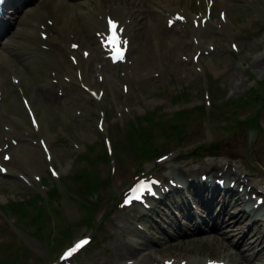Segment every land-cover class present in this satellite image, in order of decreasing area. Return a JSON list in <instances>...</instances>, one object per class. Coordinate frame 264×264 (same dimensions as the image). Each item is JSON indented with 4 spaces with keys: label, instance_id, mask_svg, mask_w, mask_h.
I'll return each instance as SVG.
<instances>
[{
    "label": "rangeland",
    "instance_id": "1",
    "mask_svg": "<svg viewBox=\"0 0 264 264\" xmlns=\"http://www.w3.org/2000/svg\"><path fill=\"white\" fill-rule=\"evenodd\" d=\"M263 1L259 0V2L264 4ZM227 2L229 3V0ZM232 3L233 1H231ZM260 15L264 19L262 16L263 12ZM233 18L239 19L241 17L234 15ZM170 43L171 50L178 49L177 38L172 37ZM137 55V53H134L132 57L135 59ZM139 55L143 64L153 60V45L149 40L145 43V47L139 52ZM169 57L162 64L164 67H170L174 61L178 60V52L174 50L172 58ZM261 61L264 62V35L253 42L248 49H242L236 60L232 56L226 57L222 61V66L228 65L227 63L230 62L229 67L219 68L214 73V67L209 64V70L203 66V69L197 70L198 76L190 80L177 77L172 83H161V88H169L172 91L166 93L164 97H157L154 100V103L162 102L161 104L164 107L163 111L166 112L160 115L162 122L167 113L172 112L178 107H186L183 108L184 111L180 114L181 116L178 115V118H170L166 121L164 125L165 129L162 131V138H159L160 133L149 135L148 142L152 139L154 140V150H158L162 146L175 144L177 138L173 136L165 137V134L167 132L170 135L169 132L173 133V131H178L182 126L184 129L183 134H186L182 141L185 143L183 147L177 148L175 153L177 160H185L187 157L186 151H192L194 145L199 142V139L191 140L188 137L196 125H200L201 135L205 140L213 139L218 141L219 136H227L231 133L232 129L229 125L235 118L257 117L261 124L260 131H249L245 129L244 125L240 126L245 149L247 150L246 153H254V150H250L248 140L251 141L254 137L264 136V65L262 67L259 66V62ZM35 65L37 67L36 72L34 71L36 68H34V63L30 61L28 63L29 70L34 77L38 73L43 77L44 73L42 68L36 60ZM249 70H251L252 74ZM37 79L40 81L38 76ZM254 83L256 84V95L250 98V100L243 101V95H249V92L244 91L247 90L249 85H254ZM156 87L159 86H156L155 83H147L142 88L136 89L129 97L118 94L116 98L108 101L109 94L111 92H117L120 88L114 83H107V94L103 101L91 102L82 111L83 115L85 113L86 116L83 117L82 121L77 122L81 124L79 130H77V134L79 135L78 139L75 135H72L73 141L70 144L66 142L62 147H54L55 150H48V156L52 157L51 160L49 158L42 160L44 154L40 152V146L38 144H29L30 140L28 139L19 143L17 149L22 154V158L26 160V165L29 170H25L26 166L23 164L22 158L17 157H12V164L9 168H12L13 171L11 172L17 171L26 175L33 184L31 185L16 173L0 175V264H9L3 263V259L1 258L4 255H8L9 249H11V259H13L15 254V249L13 248L17 246L20 253L30 254L28 264L30 262L32 264H49L52 261H56L61 247H64L81 235H91V244L84 252L76 257L73 264H101L102 262L104 264L128 263L124 258H131L133 256H130L128 253L124 255L127 252L125 248L127 245L122 247L119 243L129 239L132 240V243H136L144 239V236L138 237L134 234V230H137V234L145 233L138 230V225L135 224V217H130V207L125 208L123 206L121 200L123 190L134 178L151 174L161 176V170L165 169L168 165L162 163L164 165L160 168L161 170L156 169L161 161H156L154 156L148 159L142 158L139 161L136 157L138 152L136 145L131 142L127 145L125 140L126 124L135 115H140L146 111L145 109H150L153 104L149 100L153 99L157 94L153 91ZM221 87L225 90L222 93ZM183 88L188 91V97H184L182 100L171 97L174 89L180 90ZM159 93L163 94L164 91L159 90ZM134 97H137L138 100H134ZM254 99H260V101L254 103ZM175 100L178 101L174 102ZM107 105H111V108L106 109V119H110L108 132L112 136L114 143L113 155L108 154L110 160L103 154H96V158H94L96 150L103 147V135L98 130L96 131L93 116L98 118L101 115L100 112ZM192 105L195 106L191 107ZM187 108H195V111L198 113L194 114ZM69 115L73 116L71 110ZM220 119H223L226 123L220 122ZM169 121L170 123H175L178 127L175 129L170 128L168 125ZM243 122L245 123V121ZM92 132L95 133L96 137ZM45 136L48 137L50 134L46 132ZM74 142H78V146L73 144ZM91 143L94 144L95 149L92 150L93 166L88 168V173H91V171L97 172L99 186L92 191H87L84 184H82L73 190L72 193H62L64 185L61 183L57 184L60 188L59 194L61 196L58 198L59 201L57 204L55 202L53 203L57 206L58 210L51 208L49 205L43 211L50 212L48 221L52 225L55 224L57 226L58 236L52 241L51 246L47 245L46 247L45 245L50 239L48 238L50 236V224L43 234L46 236V239H43L42 235L29 234L32 228L28 226V223L33 221L34 218V213L31 210H35V208L31 204L34 201L38 204L40 195L44 198L40 199V201L50 200L47 192L50 188L43 185V180L51 177L46 168L47 163L51 162L56 169L62 163L63 169L61 172L65 173L68 171L70 173L75 165V161H80L83 158V155L79 154V152ZM121 144H124V146H121ZM216 147H219V152L225 153V149L220 144H217ZM163 152L169 155L168 151ZM31 156L34 157L32 158ZM126 159H129L136 166L124 168ZM224 160L228 159L224 158ZM204 167L208 168L212 173L216 172L215 168H209L207 164ZM79 171L81 175L86 174L82 167L79 168ZM36 173L43 174V184L32 178ZM92 180L95 179L92 178ZM119 180H122L121 183ZM254 181H259L262 184L264 177H255ZM114 194H116L115 198H113ZM110 198H112L110 201L112 202L111 204L109 202ZM138 222L141 226L150 230L145 219L142 221L138 220ZM67 227L68 229L66 230L65 228ZM153 233L158 234L160 237L164 235L158 228ZM147 237L150 239L156 238L151 233ZM180 245L171 247L166 245L165 247H159V249L156 248L158 249L156 254L161 255V258L167 256L166 254L173 255L176 253L178 255V252H173V249H184ZM50 248L53 249L51 250ZM148 249L153 251L154 247L149 246ZM206 251L207 249H205V253ZM198 253H200L199 250H195L192 253H187V255L191 254L192 257H197L199 255ZM120 255L123 257H120ZM205 255L209 256L208 253Z\"/></svg>",
    "mask_w": 264,
    "mask_h": 264
},
{
    "label": "bare ground",
    "instance_id": "2",
    "mask_svg": "<svg viewBox=\"0 0 264 264\" xmlns=\"http://www.w3.org/2000/svg\"><path fill=\"white\" fill-rule=\"evenodd\" d=\"M56 6H59L60 5V1L56 0L55 2ZM19 46L17 45L16 48H18ZM19 50V49H18ZM215 131V130H214ZM213 133V132H212ZM217 162H212V164H216ZM225 170V175H227V177L229 176L230 179H234L235 181L236 180H239L241 177H243V180L246 179L244 178V174H240L239 175L237 173H235L233 170H231L229 168L228 165L226 164H222V166ZM161 170V169H160ZM183 172V171H181ZM230 181V180H229ZM228 181V182H229ZM240 200V202L243 201V196H237ZM123 209V208H122ZM128 210V209H127ZM264 223V222H263ZM114 224V223H113ZM119 224V222H118ZM115 225V224H114ZM120 225V224H119ZM118 225V227H119ZM121 228V227H120ZM123 228V227H122ZM117 229V228H116ZM119 232V231H118ZM263 232H264V227H263ZM117 242V241H116ZM123 242V241H122ZM118 243V242H117ZM202 243V244H201ZM205 243H203L202 241L198 240V241H187V249H183V250H178V255L177 256H182L181 258H184L183 255H187V253H192L194 252L195 250H199L200 253H198L199 255L197 257L193 256L191 254H188V256H185L186 258V261L189 262L188 264H201L204 260H206V258L208 257L207 255H205V245H203ZM117 245V244H116ZM218 245H221L220 243H218ZM120 246V245H119ZM132 248H131V251L135 252V257H134V260L131 264H152L156 261L157 257L153 255L152 253V250H149V246L146 241L143 243V246H134V245H131ZM118 247V246H117ZM123 247V246H122ZM121 247V248H122ZM126 248V247H125ZM147 250H143V252L141 253H138L139 250L141 249H146ZM116 249V248H115ZM118 249V248H117ZM258 249V248H257ZM155 251V249H153ZM260 253H264V246H263V249L262 250H259ZM122 253V252H121ZM194 255V254H193ZM260 259V258H258ZM179 260V259H178ZM174 261H176V259H174Z\"/></svg>",
    "mask_w": 264,
    "mask_h": 264
},
{
    "label": "snow or ice",
    "instance_id": "3",
    "mask_svg": "<svg viewBox=\"0 0 264 264\" xmlns=\"http://www.w3.org/2000/svg\"><path fill=\"white\" fill-rule=\"evenodd\" d=\"M178 18L182 19L181 17H178ZM222 18H223V15H222ZM108 24H109V32H110V35L108 37V42L113 49L114 59L120 58L122 57V49L119 47L120 40H119V36L117 32V24L115 21L111 19H109ZM124 43H126V41H124ZM7 158L8 157H5V159ZM152 183H155V181L140 180L131 189V194L125 199V204H128L132 199H140L141 193H143L145 190H149V191L151 190ZM87 242L88 241L86 239L76 242L71 248L67 249L64 252L62 259L69 258L71 255L77 252ZM209 264H216V262H209Z\"/></svg>",
    "mask_w": 264,
    "mask_h": 264
}]
</instances>
